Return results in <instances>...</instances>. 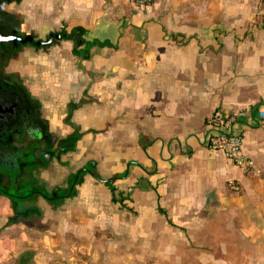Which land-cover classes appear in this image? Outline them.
<instances>
[{
	"label": "crops",
	"instance_id": "crops-1",
	"mask_svg": "<svg viewBox=\"0 0 264 264\" xmlns=\"http://www.w3.org/2000/svg\"><path fill=\"white\" fill-rule=\"evenodd\" d=\"M28 2L23 37L81 28L83 43H27L16 62L51 191L34 167L27 196L0 194V264H264L261 1ZM215 112L250 170L206 148Z\"/></svg>",
	"mask_w": 264,
	"mask_h": 264
},
{
	"label": "flooded vegetation",
	"instance_id": "flooded-vegetation-1",
	"mask_svg": "<svg viewBox=\"0 0 264 264\" xmlns=\"http://www.w3.org/2000/svg\"><path fill=\"white\" fill-rule=\"evenodd\" d=\"M11 1L0 0V36L15 35L5 8ZM8 43L12 42L0 41V194L15 202L28 195L21 193V188L30 183L31 170L45 152L41 149L43 122L37 106L16 70L8 69L13 53L7 50Z\"/></svg>",
	"mask_w": 264,
	"mask_h": 264
},
{
	"label": "built area",
	"instance_id": "built-area-1",
	"mask_svg": "<svg viewBox=\"0 0 264 264\" xmlns=\"http://www.w3.org/2000/svg\"><path fill=\"white\" fill-rule=\"evenodd\" d=\"M130 1L136 8L146 7L154 2V0ZM260 1L264 8V0ZM234 121L235 117L233 115L223 112L213 113L209 118L213 131L206 135L205 146L208 150L222 153L231 163L246 172L253 167V162L242 151V134L232 131ZM230 185H233L231 181Z\"/></svg>",
	"mask_w": 264,
	"mask_h": 264
},
{
	"label": "rangeland",
	"instance_id": "rangeland-1",
	"mask_svg": "<svg viewBox=\"0 0 264 264\" xmlns=\"http://www.w3.org/2000/svg\"><path fill=\"white\" fill-rule=\"evenodd\" d=\"M29 2V7H30V3H31V0H28ZM21 3H22V0H15L13 3L7 5V9H9L10 12H6L7 13V16H8V20H9V26H10V29L11 31H15V36H18V37H23V35H21V33H19L16 29L17 27L19 26L20 22L22 21V16L21 14L19 13V11L21 10L20 7H21ZM6 5H5V8H6ZM34 40H37V39H34ZM26 44H21V43H15V45H12V43H8V45H6V48L7 50H11L12 55H10V59L8 60L7 64H8V69L9 70H12L14 71V69L16 68V62L18 61V58H19V55L21 54V52L25 49V47H29V46H26ZM13 50V51H12ZM8 59V58H7ZM13 68V69H12ZM42 119V118H41ZM43 121V119H42ZM47 139V136L45 137ZM45 139V140H46ZM47 141H41V149L43 151H46L47 150ZM49 143V142H48ZM44 168H47L49 167V164H44L42 165ZM39 169H41V167L37 166L35 167V170H34V173H35V179L34 180L35 182L33 183V186L34 185H42V187H44L45 191H51V184L50 183H46L42 180H39L38 176H37V173L39 171ZM39 182V183H38ZM39 184V185H38ZM44 184V185H43ZM10 193H12V191H10Z\"/></svg>",
	"mask_w": 264,
	"mask_h": 264
},
{
	"label": "water",
	"instance_id": "water-1",
	"mask_svg": "<svg viewBox=\"0 0 264 264\" xmlns=\"http://www.w3.org/2000/svg\"><path fill=\"white\" fill-rule=\"evenodd\" d=\"M60 35L57 33H50L45 40H34L30 35H25L24 37H18L15 35L0 36V41L12 42V43H31L36 47H44L51 44L54 40L59 39Z\"/></svg>",
	"mask_w": 264,
	"mask_h": 264
},
{
	"label": "trees",
	"instance_id": "trees-1",
	"mask_svg": "<svg viewBox=\"0 0 264 264\" xmlns=\"http://www.w3.org/2000/svg\"><path fill=\"white\" fill-rule=\"evenodd\" d=\"M83 30L81 28H77L71 32H66V31H59L57 34L60 35L59 39H67L71 40L73 42V48H74V53L78 54V51L75 49L76 46H79L83 43V39L81 38ZM84 171V169H83ZM107 182V181H105ZM111 191H114V189L110 186Z\"/></svg>",
	"mask_w": 264,
	"mask_h": 264
}]
</instances>
